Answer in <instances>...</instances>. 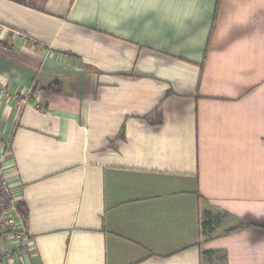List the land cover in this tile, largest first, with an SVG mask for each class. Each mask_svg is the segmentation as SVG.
<instances>
[{"label": "crops", "instance_id": "crops-1", "mask_svg": "<svg viewBox=\"0 0 264 264\" xmlns=\"http://www.w3.org/2000/svg\"><path fill=\"white\" fill-rule=\"evenodd\" d=\"M0 76L26 264H264V0H0Z\"/></svg>", "mask_w": 264, "mask_h": 264}, {"label": "built area", "instance_id": "built-area-1", "mask_svg": "<svg viewBox=\"0 0 264 264\" xmlns=\"http://www.w3.org/2000/svg\"><path fill=\"white\" fill-rule=\"evenodd\" d=\"M3 81L0 76V88ZM2 163V162H1ZM0 163V224L6 228V239L15 240L11 247L6 245L0 246V264H20L19 259L25 260L27 252V236L25 234V220L19 214L17 209V199L10 188L3 165Z\"/></svg>", "mask_w": 264, "mask_h": 264}, {"label": "rangeland", "instance_id": "rangeland-1", "mask_svg": "<svg viewBox=\"0 0 264 264\" xmlns=\"http://www.w3.org/2000/svg\"><path fill=\"white\" fill-rule=\"evenodd\" d=\"M32 1L35 2L38 5H41L44 0H32ZM4 145H5V142H4V140L2 141L1 137H0V150H1V148H3ZM0 163L3 165V170H4V160H2V158H0ZM3 173H5V170L3 171ZM0 226H1L0 229H2L1 231L3 232L4 238H5L3 244L6 245V246L11 247L12 246L11 243L15 240V238H13V239H8L7 238L6 239V236H5L6 228L2 224H0ZM19 262H20V264H26V260L23 257H21L19 259Z\"/></svg>", "mask_w": 264, "mask_h": 264}, {"label": "trees", "instance_id": "trees-1", "mask_svg": "<svg viewBox=\"0 0 264 264\" xmlns=\"http://www.w3.org/2000/svg\"><path fill=\"white\" fill-rule=\"evenodd\" d=\"M15 1H21V0H15ZM45 91V93H53V92H58L59 91V83H52L51 85L45 87L43 89ZM17 209L19 214L22 216V218L25 220L26 222V215H25V207L23 204H21L20 202H17ZM209 224H211L213 221H211V219L209 218L207 221ZM207 222H205L204 224H207Z\"/></svg>", "mask_w": 264, "mask_h": 264}]
</instances>
